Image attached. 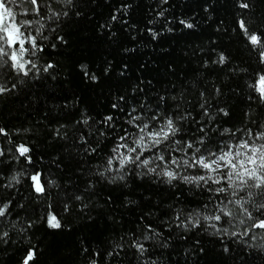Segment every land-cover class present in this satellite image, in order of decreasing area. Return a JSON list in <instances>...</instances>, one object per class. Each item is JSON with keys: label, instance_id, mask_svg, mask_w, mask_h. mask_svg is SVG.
<instances>
[{"label": "snow or ice", "instance_id": "6c2138e0", "mask_svg": "<svg viewBox=\"0 0 264 264\" xmlns=\"http://www.w3.org/2000/svg\"><path fill=\"white\" fill-rule=\"evenodd\" d=\"M228 2L231 22L220 19L206 45H189L184 52V59L194 65L190 79L169 62L164 75L174 81L157 87L140 75L132 82L129 65L123 63L118 76L125 86L110 91L109 111L103 116L81 109L79 97L52 105L73 118L49 125L50 142H60L61 152L48 168L43 156H35L31 128L0 125V192L7 193L0 197V248L14 264H39L46 253L34 235L41 226L53 238L70 232L66 218L74 210L94 225L93 204L98 200L103 202L97 207L108 213L106 223L122 228L124 212L135 211L140 201L125 194L117 204L98 188L130 189L137 181L172 192L163 216L158 200L152 209L141 211L135 230L123 231L107 247L90 248L81 240L80 264H159L162 250L169 249L182 253V264H264V0ZM96 3L0 0V99L23 97L22 106L29 108L33 96L37 104L41 96L52 99L61 84L57 57L72 47L65 28L90 21ZM169 5L170 0H158L148 21H162L163 30L148 27L140 34L147 31L159 41L165 32L177 31L174 24L198 28L195 15L168 16ZM216 5L217 0L204 3L205 23L214 20ZM132 7L129 2L114 7L110 21L128 25L125 31L136 30L128 19ZM111 27L99 25L109 39L117 35ZM222 38L239 46L245 58L232 55ZM112 69L108 61L102 75L110 76ZM77 70L85 82H101L88 64L78 61ZM147 70V63L138 69ZM237 97L246 105L244 118L231 124L230 101ZM52 165L57 172L67 171L68 178L58 179L50 171ZM153 195L148 190L142 199L151 201ZM189 196L196 203H185ZM205 237L220 247H206ZM47 248L48 264H63L72 257L55 239Z\"/></svg>", "mask_w": 264, "mask_h": 264}, {"label": "trees", "instance_id": "16d2710c", "mask_svg": "<svg viewBox=\"0 0 264 264\" xmlns=\"http://www.w3.org/2000/svg\"><path fill=\"white\" fill-rule=\"evenodd\" d=\"M122 2L133 4L128 19L130 23L137 25L136 30L125 31L128 25L110 21L113 8L118 7ZM205 2L206 0H170V5L166 6L168 7V16L189 18L195 15L196 20L199 21V26L195 30H188L174 24L177 28L175 33L168 34L165 32L159 41H153L147 31L140 34V30L148 27L163 30L164 24L162 21L148 24V21L154 18V13L151 10L155 8L158 0H110V3H106L105 0H97V3L93 6L90 21L72 23L65 28V34L72 47L64 50L63 54L57 57L62 65L61 84L56 89L52 99L41 96L40 102L37 104L35 103V96H33L34 102L30 108L22 106L23 97L11 100L0 99V125L31 128L35 139V156H43L45 158L44 167L48 168L51 160L61 152L60 142H50L49 125L54 127L57 121L73 118L65 117L52 105L63 104L66 97L68 99L79 97L81 109L87 108L93 115L103 116L109 111L110 91L125 86V82L118 76L120 66L123 63L129 65V76L132 82L140 75L152 79L157 87L163 86L168 80L174 81V77H165L164 75L166 65L169 62H175L177 67L187 73L189 79L191 78L194 65L184 59V52L188 50V46L206 45L209 39L215 35V23L220 19L230 23L232 19V8L228 0H217L214 20L205 23L207 18V14L203 12ZM105 23L112 24L111 30L117 33L116 37L109 39V32L106 29L99 28L100 24ZM133 35L136 36L135 40L132 39ZM85 38L86 42H83ZM222 43L238 59L245 58V53L239 50V46L228 44L223 38ZM133 47L136 48L135 52L125 54L122 51L124 48ZM161 48L167 49V53L162 52ZM78 61L88 64L92 71L100 74L101 82L97 85L85 82L82 74L77 70ZM108 61H112L113 69L110 76L104 77L102 69ZM145 63L148 65V70L138 71L140 65ZM65 76L67 79H65ZM158 81L159 83H157ZM37 91L35 88L32 89L33 93ZM230 103L233 113L230 123L238 124L244 118L243 113L246 105L239 97L231 100ZM46 110L49 111L47 117L44 116ZM50 171L62 181L68 178V172H57L55 165H52ZM148 190H151L154 195L151 201H144L142 197ZM25 191H27L26 188ZM98 191H102L105 195L110 193L117 204H120L123 196L127 194L132 199L139 200L140 206L135 211L124 212L122 228L117 226L114 229L110 223H106L108 213L97 207L98 204L103 202L102 200H98L93 204V215L97 217L94 225L74 210L66 218L71 225L72 230L70 232L65 231L53 238L41 226L34 235V241L40 242L41 248L45 249L46 253L40 256L39 264H48L49 249L47 246L53 242V239H55L58 246L69 249L72 253L71 259L65 260L63 264H80L81 257L77 255V252L81 240L87 243L90 248L107 247L123 231L135 230L137 217L141 214V211L152 209L158 200L162 202L159 209L162 217L166 211L163 205L171 202L173 198L172 192L165 187L149 186L147 183L138 181L130 189L106 186L102 189L98 188ZM5 195H7L6 192H0V197ZM188 201L196 203V199L191 196L188 197L185 203H188ZM153 222L158 221L154 218ZM204 239L206 247L216 249L220 247L219 244H210L208 242L210 238L205 237ZM176 243L183 245V242L180 241H176ZM239 255L241 253L237 252V256ZM177 261L182 264V253L177 254L171 249L162 250V254L159 255V264H177ZM0 264H14L12 256L5 253L2 248H0ZM124 264H129V261L125 260ZM228 264H232L231 260ZM253 264H261V262L256 260Z\"/></svg>", "mask_w": 264, "mask_h": 264}]
</instances>
